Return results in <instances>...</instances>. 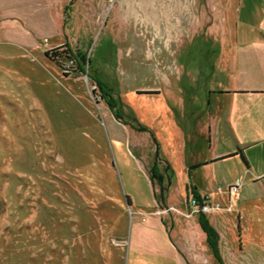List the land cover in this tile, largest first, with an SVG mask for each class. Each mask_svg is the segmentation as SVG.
I'll return each mask as SVG.
<instances>
[{"label": "rangeland", "instance_id": "rangeland-1", "mask_svg": "<svg viewBox=\"0 0 264 264\" xmlns=\"http://www.w3.org/2000/svg\"><path fill=\"white\" fill-rule=\"evenodd\" d=\"M251 8L245 0H0V264H169L152 257L174 253L147 179L157 157L165 176L173 164L162 188L178 209L193 210L194 188L223 208L205 214L221 234L223 264H264V97L221 93L249 84L233 32ZM69 48L80 67L63 60L62 69L46 55L61 59ZM95 79L134 129L115 119ZM230 118L235 137L212 138L211 127L227 134ZM239 134L258 139L253 170L240 158L210 163L236 149ZM199 214L177 216L174 242L199 247L189 236ZM208 250L187 264H221Z\"/></svg>", "mask_w": 264, "mask_h": 264}, {"label": "crops", "instance_id": "crops-1", "mask_svg": "<svg viewBox=\"0 0 264 264\" xmlns=\"http://www.w3.org/2000/svg\"><path fill=\"white\" fill-rule=\"evenodd\" d=\"M250 2L252 5L251 10L248 12L247 18L245 20V28L243 30H238L233 32V36L235 37V39H242L243 43H244V51H243V59H244V72H245V77L247 79V81L249 82L247 87L244 88H238L237 90H228V91H223L221 92L222 94H228V95H234V96H263L264 97V0H245V2ZM55 21V26H54V30H55V34L60 38V32L62 30V26L60 27L59 23L57 22V19L54 20ZM58 37H55V39L59 40ZM41 48V47H40ZM28 49V51L32 52L34 50L38 49V45L36 46H32V48H25ZM240 57V56H239ZM238 57V58H239ZM256 72L257 74H255L253 76V78L251 79L252 73ZM246 117V115L243 116V119ZM231 120V121H230ZM230 120L228 121L229 125L232 127L230 129H226L227 134H224V132H220L217 131L216 134H214V129L213 127L211 130L212 133V138H214V135H216L217 140H220L221 137H229L230 135H232V137H235L236 131L238 130L236 125L234 126V121L232 122V119L230 118ZM239 126V125H238ZM239 138V142L236 140L237 142V148L234 149L233 151H230L228 153H223L222 155H219L218 157H216V159H213L210 163H218L221 161H226V160H230L233 158H240L242 160V162L244 163L242 156L241 155H235L230 157L231 155L239 152V150H241L243 152V154L245 155L247 161H248V165H246L244 163V165L246 166V168L248 170H253V167L251 166V157H250V152L252 151V149L254 148V146H256L258 139L256 138H251L249 136H238ZM261 138V137H260ZM263 138V137H262ZM256 139V140H255ZM263 140V139H261ZM262 142V141H261ZM250 160V161H249ZM155 163V162H154ZM167 163V161L165 162V164ZM209 162H206L203 164V166H206L208 164H210ZM174 171V167L173 164L169 163ZM154 165V164H153ZM167 165V164H166ZM199 165V164H197ZM201 166V167H203ZM152 166H150L148 168V170H150ZM200 167V168H201ZM199 169V168H198ZM258 174V173H256ZM171 175V174H170ZM167 176V175H166ZM264 176V172L260 173L258 175L257 179H260L261 177ZM149 183H150V187H152L153 192H154V202L156 205V210L154 211V215H156L159 219V229L160 232L162 233H166L167 235H169L170 240L168 239L169 243H170V247H172V249L174 248V253L172 252H154V254L152 255V257H156L158 259H160L161 261L165 260V262H168L169 264H187V261L191 262L197 260L196 256L199 254L201 255L202 252L204 251V249L208 250L207 248L204 247V231L200 225V221H199V216L196 220L191 221L190 224V237L193 236V234H195V238H197L199 240V247L197 244V241L195 239V245H194V240L193 238L191 239H183L182 244L179 242V240H177L178 244L176 242L173 241L172 238V234L174 232L177 231V233L181 230H179V226L181 224V220H183L182 218H178L177 216H182L184 218H192V216L194 214H196L197 212H195V209L193 208L192 211L190 212H182L180 209H178L176 207V205H174V202L171 200L170 195L167 194L165 200L162 201V198H160V195L157 193L156 189H155V185H153L150 175H148ZM171 179V178H170ZM264 179V178H261ZM166 180H169V177H166ZM203 197H206L208 199V202L213 204L211 198L204 194L199 192ZM131 200V206H134V200ZM163 204L162 208L161 204ZM217 205H219L218 203H215ZM165 211H169L168 213H161V212H165ZM216 212V211H214ZM160 213V214H159ZM199 214V213H197ZM180 220V221H179ZM210 220V219H209ZM212 226L213 223L212 221H210ZM214 227V226H213ZM215 228V227H214ZM216 229V228H215ZM217 230V229H216ZM218 233L220 234L219 230H217ZM206 235V234H205ZM205 242L207 243V236H205ZM221 237V234H220ZM180 243V244H179ZM209 247V245H208ZM211 250V248L209 247L208 252ZM220 251H221V246H220ZM137 256L136 252H133V256L132 258L135 259ZM155 259V258H154ZM200 259V258H198Z\"/></svg>", "mask_w": 264, "mask_h": 264}, {"label": "trees", "instance_id": "trees-1", "mask_svg": "<svg viewBox=\"0 0 264 264\" xmlns=\"http://www.w3.org/2000/svg\"><path fill=\"white\" fill-rule=\"evenodd\" d=\"M57 50H52V51H48L46 52V55L51 58L54 62H56L59 67H61L62 69L65 67V64L62 63L63 60L68 61V62H73V64L78 65L80 67V61H78L76 59V54L69 48L68 51L66 52V56L62 55L61 59H59V55L56 56ZM56 56L57 59H55L54 56ZM86 58L83 57L81 58V62H85ZM66 75H69V73H66ZM94 82L96 83V87L100 90L101 93V97L103 98V100L106 102V104L108 105L110 111L112 112V114L114 115L115 119L119 122H125L126 125L131 126L133 129L135 128L134 126H132L129 122L125 121L124 115H123V109H121L118 106L119 101H117L114 96L112 95V91L107 89V86L100 80L95 79ZM136 122H138L136 120ZM144 131H147L146 128H143ZM235 155H241L242 159L244 161V163L246 165H248V161L245 157V155L243 154V152L241 150H239V152L231 155L235 156ZM158 160L159 157H157V159L155 160L154 165L150 168L149 170V175L151 178V181L153 183V185H155L156 183L158 185L161 186V192H160V196L162 198V201L165 200L167 194H168V190L169 188H162V184L165 182L166 176L161 172L159 164H158ZM167 165V172L169 173V186L171 185V179H170V174L171 176L174 174V171L171 167V165L169 164V162L166 163ZM201 166H203V164H199V165H195L193 167H191L189 169L190 173L193 170H196L198 168H200ZM193 194L196 198V200L198 202L204 203V202H208V199L206 197H203L199 191L197 190V188L193 189ZM129 203H130V198H129ZM199 221H200V225L204 231V233L207 236V243L209 245V247L211 248V250L214 253L215 258L221 263L223 264V259L221 257L220 254V235L218 233V231L212 226L209 218L207 215L200 213L199 214Z\"/></svg>", "mask_w": 264, "mask_h": 264}, {"label": "built area", "instance_id": "built-area-1", "mask_svg": "<svg viewBox=\"0 0 264 264\" xmlns=\"http://www.w3.org/2000/svg\"><path fill=\"white\" fill-rule=\"evenodd\" d=\"M66 71V70H65ZM65 73H69L68 71ZM237 189L235 188L234 191H236ZM192 207L195 209V212L197 213H203V214H209L212 213L214 211H218L223 209L220 205H213V204H209L208 202H198L196 199H194L191 202Z\"/></svg>", "mask_w": 264, "mask_h": 264}]
</instances>
